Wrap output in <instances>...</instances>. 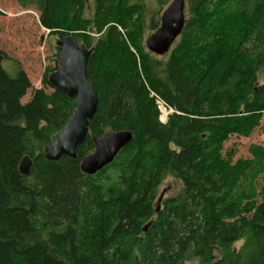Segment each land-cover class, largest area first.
Returning <instances> with one entry per match:
<instances>
[{"label": "trees", "instance_id": "1", "mask_svg": "<svg viewBox=\"0 0 264 264\" xmlns=\"http://www.w3.org/2000/svg\"><path fill=\"white\" fill-rule=\"evenodd\" d=\"M17 1L37 8L50 35L72 34L93 49L88 76L99 108L78 158L49 162L44 148L76 101L50 84L48 69L22 104L30 80L21 69L11 77L0 60V264H264L256 186L264 148L235 163L223 155L230 136L250 135L264 117V0H186L191 17L164 56L137 38L145 8L132 0H91L89 19V0ZM130 22L128 43L119 28ZM91 30L101 36L95 46ZM152 94L174 110L165 125ZM109 131L132 132L133 141L89 176L81 161ZM25 156L29 177L19 172ZM110 170L116 179L106 185ZM168 176L182 189L156 208Z\"/></svg>", "mask_w": 264, "mask_h": 264}, {"label": "rangeland", "instance_id": "2", "mask_svg": "<svg viewBox=\"0 0 264 264\" xmlns=\"http://www.w3.org/2000/svg\"><path fill=\"white\" fill-rule=\"evenodd\" d=\"M173 0H132L133 4L140 3L144 6V34L137 36L142 37V46L144 50L148 51L146 40L149 36L154 34L161 25V18L167 7ZM94 2L89 0L84 10L85 19L93 18ZM40 13L35 6L23 7L17 0H0V60L4 70L11 76L16 77L18 71L23 70L31 83V87L22 99V104L30 101L31 95L35 90L43 88L42 80L48 69L58 68V61L56 54L58 52L56 42L59 39L57 36L50 35V31L45 29L39 22ZM191 15L186 9V18L189 19ZM128 31L119 28L124 39L129 43V34L134 32L135 25L130 22ZM133 24V25H132ZM89 33L93 39V46L101 37L93 30ZM129 38V39H128ZM138 39L137 44L141 48V42ZM133 55L138 58V51L131 46ZM52 72V71H51ZM50 76V74H49ZM258 83H264V70L259 73ZM48 93L52 92L48 88ZM154 97V95H152ZM155 106L159 112V122L167 124L169 116L174 113L172 108L159 99L155 98ZM172 109V111H171ZM168 116L164 120L163 114ZM264 116V115H263ZM264 117L261 120L259 127H256L250 135L240 136L232 135L224 143L223 155L229 158L232 163L239 159H252L250 148L252 146H260L264 148ZM95 148L90 152L92 154ZM89 154V155H90ZM116 179V174L110 170L105 184L108 185ZM257 189L260 191L259 200L264 196V173L257 180ZM182 189V183L174 178L168 176L161 184L158 191V197L155 203L156 208H161L164 200L176 196ZM262 191V193H261ZM244 242L240 241L235 245L238 250L243 246ZM197 260L189 262L188 264H198Z\"/></svg>", "mask_w": 264, "mask_h": 264}, {"label": "water", "instance_id": "3", "mask_svg": "<svg viewBox=\"0 0 264 264\" xmlns=\"http://www.w3.org/2000/svg\"><path fill=\"white\" fill-rule=\"evenodd\" d=\"M186 24V0H173L164 11L158 30L148 37L146 46L157 56L168 54L182 35ZM58 69L49 76L50 84L76 101V108L66 127L56 134L44 148V156L49 162H59L68 157L76 160L78 149L89 136V126L94 120L99 99L88 76V65L93 49L80 44L76 36L70 34L56 42ZM133 141L129 131H109L94 139L95 150L81 161V170L94 176L112 164L117 156ZM33 160L25 156L19 166L22 176L29 177ZM147 230V229H146Z\"/></svg>", "mask_w": 264, "mask_h": 264}, {"label": "built area", "instance_id": "4", "mask_svg": "<svg viewBox=\"0 0 264 264\" xmlns=\"http://www.w3.org/2000/svg\"><path fill=\"white\" fill-rule=\"evenodd\" d=\"M152 95H154V97L155 98H157L158 96H156L155 94H152ZM160 99V98H159ZM160 100H162V99H160ZM163 101V100H162ZM171 111H172V109H171ZM167 116H168V114H167ZM167 116H166V118H167Z\"/></svg>", "mask_w": 264, "mask_h": 264}]
</instances>
